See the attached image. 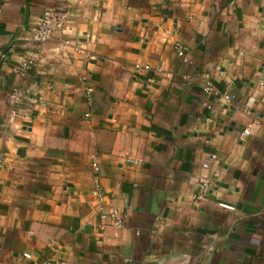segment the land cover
<instances>
[{
  "label": "crops",
  "instance_id": "crops-1",
  "mask_svg": "<svg viewBox=\"0 0 264 264\" xmlns=\"http://www.w3.org/2000/svg\"><path fill=\"white\" fill-rule=\"evenodd\" d=\"M0 160V264H264V0H0Z\"/></svg>",
  "mask_w": 264,
  "mask_h": 264
},
{
  "label": "built area",
  "instance_id": "built-area-1",
  "mask_svg": "<svg viewBox=\"0 0 264 264\" xmlns=\"http://www.w3.org/2000/svg\"><path fill=\"white\" fill-rule=\"evenodd\" d=\"M66 16L65 15H61L58 13H55L53 11H45L43 16L41 17L39 23L36 25V27H34V29L32 30L33 35H32V40L31 43L35 44L39 49H40V53L42 55V48L44 47V45L46 43H48V41H50V39L52 38L53 35H55L56 33L62 31L66 25ZM67 45H70V42L67 41L66 42ZM177 52L179 55H184L185 53V48L183 46H178L177 48ZM91 59H95L94 56H90ZM43 57L42 56H37L35 58L33 57H24L19 66L17 67V69H14V71L20 75H25L27 73V71L31 68V67H40V65L43 63ZM136 68L139 70L140 73H144L147 72L149 70V67H142L137 65ZM155 74H161L162 70L160 68H156L154 70ZM204 91L206 94L208 95H214V96H220L222 97L225 101H233L236 99V95L235 94H221L212 84V82L210 80H207L205 83V88ZM18 91H14V94H16ZM87 117L89 116V114L86 115ZM251 135V131L250 129H245L242 133H241V139H244L248 136ZM214 159V157H211L210 159L207 160V162L203 165L204 169H209L212 163V160ZM1 160H0V166H1ZM93 170L95 172H99V165L96 161H94L93 166H92ZM203 186L206 187H210L209 181L204 180ZM93 195L95 196L97 202H98V216L100 218V220L104 223H110L111 225L117 227V228H122L124 226V220H123V213L122 211L118 210V209H114L111 207H108L105 203H104V192L102 189L100 188H96L93 191ZM226 208L232 210L233 207L227 206ZM27 259H32V255L26 253L24 255ZM43 264H56V263H52V262H45Z\"/></svg>",
  "mask_w": 264,
  "mask_h": 264
}]
</instances>
